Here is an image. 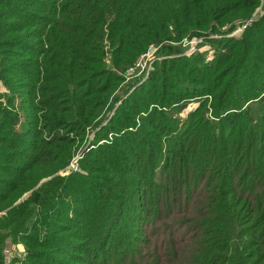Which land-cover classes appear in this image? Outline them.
<instances>
[{
  "label": "trees",
  "instance_id": "16d2710c",
  "mask_svg": "<svg viewBox=\"0 0 264 264\" xmlns=\"http://www.w3.org/2000/svg\"><path fill=\"white\" fill-rule=\"evenodd\" d=\"M259 2L0 0V264H264ZM150 44L169 62L114 96Z\"/></svg>",
  "mask_w": 264,
  "mask_h": 264
},
{
  "label": "rangeland",
  "instance_id": "374dc122",
  "mask_svg": "<svg viewBox=\"0 0 264 264\" xmlns=\"http://www.w3.org/2000/svg\"><path fill=\"white\" fill-rule=\"evenodd\" d=\"M264 12V0H260V2L258 3V6L254 9V11L251 14V18H258L260 15H262ZM247 23V22H245ZM244 25H241L240 27H236L231 33L227 34L230 36H236L238 37L239 35H241L243 29H244ZM223 30V28H222ZM199 38H193L192 40H187L186 38L182 39V43H180V41H178L176 44H178V47H181L183 50V54H191L192 52L195 51V46L198 43ZM171 45L172 46V42H165L164 45ZM208 47L207 46H203L200 48V50H206ZM170 51H168V49H164L161 47V45H155V44H150L146 50L141 53L138 57H136V59L134 60V63L129 66L127 68V70L123 73L125 80L122 83H119L118 87L116 88L115 92H114V96L118 95L120 96L122 99L126 98L128 94L131 93L132 90L137 91V86L143 82H145L150 74V72H152L153 70H155V64L156 62H161L163 59L167 60L169 62V60L171 59V57L169 59L168 56H172V54H169ZM141 56H143L141 58ZM205 56H206V60L209 61L211 58H213V51L212 49H208V51L205 52ZM121 88V89H119ZM127 88V90L125 89ZM126 91V92H125ZM178 89L171 90L169 89V92H178ZM172 99L169 98V100H165V103H169L171 102ZM120 101L115 102V106L114 108L119 105ZM172 104V103H171ZM170 104V105H171ZM195 104H193V102H189L186 107L179 113L178 117H180V119H184L186 117V114L191 111L192 108H194ZM112 109L111 111H106L104 114V111L102 112V118L103 121L101 122V126H103L106 121L111 117L112 113H113ZM99 127L93 128L91 130H88L86 132V134L84 135L82 141L78 142V140H76L74 146H73V151L75 156L72 158V160L70 161L69 165L65 168V169H60L58 171L59 174L61 175H65L67 174L68 169L71 170L70 168V164L72 163V161L78 160L77 157L80 156L81 153H83V151L85 149H87L88 145L90 147H92L93 145L91 144L92 142H96V143H102L105 141V139H101L102 137L100 136V132L101 130H98ZM98 130V131H97ZM107 138L111 139V133L107 132ZM73 154V155H74ZM76 166L77 168H79L78 165V161L76 162ZM73 171V170H71ZM15 250V251H14ZM25 247L23 246V243H16L14 244L11 240H7L6 241V247H5V251H4V258H5V262L8 264L11 260L12 257L15 256H20L19 258H23L25 255ZM27 253V252H26Z\"/></svg>",
  "mask_w": 264,
  "mask_h": 264
},
{
  "label": "built area",
  "instance_id": "2783aa9c",
  "mask_svg": "<svg viewBox=\"0 0 264 264\" xmlns=\"http://www.w3.org/2000/svg\"><path fill=\"white\" fill-rule=\"evenodd\" d=\"M143 56H141V58H142ZM79 157H77V159H78ZM76 158H75V160L74 161H72V163L70 164V168H71V170H73V171H76L77 170V166H76ZM70 169H68V171H67V173L69 172V171H71Z\"/></svg>",
  "mask_w": 264,
  "mask_h": 264
}]
</instances>
